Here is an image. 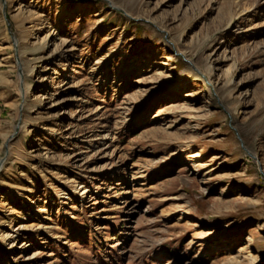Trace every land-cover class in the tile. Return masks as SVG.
Here are the masks:
<instances>
[{
    "label": "rangeland",
    "instance_id": "obj_1",
    "mask_svg": "<svg viewBox=\"0 0 264 264\" xmlns=\"http://www.w3.org/2000/svg\"><path fill=\"white\" fill-rule=\"evenodd\" d=\"M4 1L0 264H264V0Z\"/></svg>",
    "mask_w": 264,
    "mask_h": 264
},
{
    "label": "water",
    "instance_id": "obj_2",
    "mask_svg": "<svg viewBox=\"0 0 264 264\" xmlns=\"http://www.w3.org/2000/svg\"><path fill=\"white\" fill-rule=\"evenodd\" d=\"M1 2H2V10H3V15H4V18H5V20L7 21V19H6V16H5V12H4V10H5V1L4 0H1ZM8 28H9V25H8ZM14 46H15V44H14ZM23 91V90H22ZM23 95H24V93L22 92V101H24V97H23ZM22 107V105L20 106V111H21V108ZM19 124V123H18ZM19 129V127L17 126L16 127V131H15V134L17 133V130ZM5 147H6V149H5V156H4V158L0 161V166H1V163L2 162H4L5 161V159H6V157H7V155H8V141L6 142V145H5Z\"/></svg>",
    "mask_w": 264,
    "mask_h": 264
},
{
    "label": "bare ground",
    "instance_id": "obj_3",
    "mask_svg": "<svg viewBox=\"0 0 264 264\" xmlns=\"http://www.w3.org/2000/svg\"><path fill=\"white\" fill-rule=\"evenodd\" d=\"M2 164H3V162L1 163L0 169H1V167H2Z\"/></svg>",
    "mask_w": 264,
    "mask_h": 264
}]
</instances>
